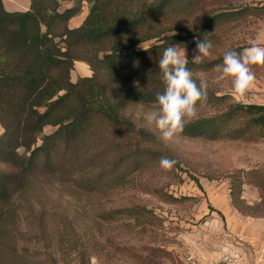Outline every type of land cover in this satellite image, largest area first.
<instances>
[{
  "label": "trees",
  "instance_id": "1",
  "mask_svg": "<svg viewBox=\"0 0 264 264\" xmlns=\"http://www.w3.org/2000/svg\"><path fill=\"white\" fill-rule=\"evenodd\" d=\"M210 1L30 0L29 10L10 12L0 0V264H67L86 223L149 213L106 211L98 202L128 188L158 156L144 146L153 135L126 110L156 106L165 90L158 65L164 49L212 41L215 57L187 65L198 84L199 74L215 72L227 51L241 52L219 47L220 33L258 9L204 11ZM85 7L83 22L71 28ZM76 62L92 75L73 82ZM231 100L208 86L207 100L196 108L216 113L187 122L180 135L264 139V105ZM47 127L55 130L45 134ZM231 196L236 203L240 190L232 187ZM78 260L89 264L83 251Z\"/></svg>",
  "mask_w": 264,
  "mask_h": 264
},
{
  "label": "rangeland",
  "instance_id": "2",
  "mask_svg": "<svg viewBox=\"0 0 264 264\" xmlns=\"http://www.w3.org/2000/svg\"><path fill=\"white\" fill-rule=\"evenodd\" d=\"M29 5L30 0H5V8L10 12L27 11ZM227 5L255 7L258 12L256 16L230 23L220 33L219 47H233L242 52L253 41L264 47V0H212L204 11ZM87 12L85 7L77 18L82 19ZM184 48L191 62L194 49ZM213 57L211 54L204 60ZM252 70L256 74L255 86L243 98L233 94L230 80L217 83L218 73L204 77L210 88L219 95H229L234 103L264 105V66H252ZM91 75L88 65L75 63L73 82ZM158 111L157 106L127 108L126 113L137 127L153 135L151 143L144 142V146L156 151L158 156L147 160L128 188L98 202L106 211L143 208L149 213L133 216L125 212L110 223H86L78 231L82 241L66 256L67 264H79L81 251L89 258V264H183L182 259L188 254L209 256L214 250L213 241L229 233L236 223L246 226L245 229L249 225L263 227L264 139L209 142L178 134L164 142L155 123L146 119L148 113ZM215 113L214 108H197L188 122ZM54 130L47 127L45 134ZM161 157L177 161L171 171L160 167ZM232 187L236 192L240 190L236 203L232 200Z\"/></svg>",
  "mask_w": 264,
  "mask_h": 264
},
{
  "label": "clouds",
  "instance_id": "3",
  "mask_svg": "<svg viewBox=\"0 0 264 264\" xmlns=\"http://www.w3.org/2000/svg\"><path fill=\"white\" fill-rule=\"evenodd\" d=\"M195 43L191 63L200 64L211 55L213 43L204 39H197ZM188 64L186 49L181 45L166 47L158 61L165 90L156 97L155 103L159 111L148 113L146 119L155 123L161 134L160 139L164 142L170 141L174 135L181 134L186 123L195 116L197 103L207 100V79L203 74H199L198 84L193 78V72L187 67ZM257 65L264 66V47L260 46L258 41H253L242 52L227 51L222 64L215 66L214 71L218 73L216 82L230 80L233 94L237 98H243L255 86L256 74L252 66ZM176 163L175 159L169 157L160 159V167L165 171H171Z\"/></svg>",
  "mask_w": 264,
  "mask_h": 264
},
{
  "label": "built area",
  "instance_id": "4",
  "mask_svg": "<svg viewBox=\"0 0 264 264\" xmlns=\"http://www.w3.org/2000/svg\"><path fill=\"white\" fill-rule=\"evenodd\" d=\"M212 245L219 247L220 259L211 261L206 257L188 254L182 259L183 264H264V240L224 234L213 241Z\"/></svg>",
  "mask_w": 264,
  "mask_h": 264
},
{
  "label": "crops",
  "instance_id": "5",
  "mask_svg": "<svg viewBox=\"0 0 264 264\" xmlns=\"http://www.w3.org/2000/svg\"><path fill=\"white\" fill-rule=\"evenodd\" d=\"M3 2H4V6H5V0H3ZM71 5L72 4L70 3L69 5H67L66 7L64 6V7L68 8ZM29 8H30V5H29ZM85 16L82 19H78L77 17L72 19L70 22V27L75 28V27L80 26L81 23L83 22ZM75 20H79V21L77 23H75ZM245 228H246V226L243 227V225L240 226L239 223H236L235 225L232 226L231 229H229V233H231L233 235H237V236L239 235V236H246V237H255V239L258 242L264 240V225H263V227H256V228H253V225H249L248 229H245ZM212 248H214V250L211 252V254L209 256H206V259H209L211 261H217L220 259L222 251H219L220 248L216 247V245H212Z\"/></svg>",
  "mask_w": 264,
  "mask_h": 264
}]
</instances>
